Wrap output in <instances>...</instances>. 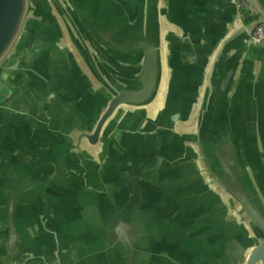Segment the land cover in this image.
Listing matches in <instances>:
<instances>
[{"label":"water","instance_id":"obj_1","mask_svg":"<svg viewBox=\"0 0 264 264\" xmlns=\"http://www.w3.org/2000/svg\"><path fill=\"white\" fill-rule=\"evenodd\" d=\"M232 1L238 9L239 0ZM243 1L240 15H246L241 19L246 23L233 34L244 35L247 47L264 50V35L252 39L255 29L264 26V0ZM145 13L146 17L132 23L129 17H117L123 14L117 0H0V136L5 126L13 130L19 119H27V127L25 123L20 126L24 133L32 128L28 120L33 123V118L52 131L63 130L67 136L78 129L76 145L71 147L85 152L87 162L77 175L71 170L59 174V166L53 168L51 159L44 160L32 138L13 137L11 144L0 138V264H170L159 261L170 252L164 241L157 246L149 244V224L168 223V217L155 210V200L112 198L94 186L85 194L83 184L86 167L106 189L108 174L116 177L122 170L108 171L104 149L97 157L87 156L82 142L105 145L113 128L123 121L121 106L145 107L158 94L162 77L158 0H148ZM57 15L71 31L69 45L61 43L63 28ZM83 68L98 81V89L86 87L90 82L77 81L76 71ZM203 71L202 82L208 85L201 104L202 123L188 140L197 151L185 153L183 159L194 162L197 171L206 174L198 191L222 189L228 197V204L219 197L227 209V222H247L253 235L245 236L236 247L230 245L231 238L228 246L206 217L201 220L203 228L188 235L190 239L184 240L186 246L181 250L199 254L201 264H264V202L237 152L247 150L236 144V128L243 123L233 120L216 125L214 131H208L205 124L216 92L222 98L218 110L224 106L223 97L230 95L235 83L234 64L220 83L213 80L217 76L214 61ZM89 88H93L92 97L85 100L82 114L75 110L76 119L64 117L65 108L77 106L70 100L84 99L87 94L82 93ZM196 96L189 103L190 109L200 92ZM229 104L235 111L234 103ZM164 119L162 113L156 121ZM168 129L165 119L157 131L142 130L148 137L137 135L133 140L154 150V145L162 142L158 137ZM252 138L255 146V133ZM67 139L73 142L72 136ZM48 151L49 156L55 153L53 148ZM33 159H42L50 169ZM197 163L203 165L200 170ZM143 169L137 166L133 175L141 180L147 176L152 182L172 177L167 167L153 171L154 175ZM125 173L131 175L132 169ZM70 176L80 182L66 181ZM89 179L94 182L90 175ZM137 182L139 189H150L139 179ZM199 213L193 210L189 218L198 221ZM159 229L158 242L165 227ZM235 248L237 256L242 252L243 257L231 262L225 256Z\"/></svg>","mask_w":264,"mask_h":264},{"label":"crops","instance_id":"obj_2","mask_svg":"<svg viewBox=\"0 0 264 264\" xmlns=\"http://www.w3.org/2000/svg\"><path fill=\"white\" fill-rule=\"evenodd\" d=\"M117 2L123 11L122 16L117 17H129V21L132 23L140 20L141 17H146L148 0H117ZM243 8L244 6L237 9L232 0H158L161 24L162 77L156 98L141 108L129 105L121 106L119 110L123 121L113 128L105 145L102 143L91 145L86 141L81 144L82 149L88 152L87 156L91 154L89 156L97 157L104 149L108 171H113L116 168L122 170V175L116 177L108 174L106 184L109 187L106 189L96 179L90 168L86 167L83 169L85 172L83 184L86 185L85 190L87 191L85 194L92 191L91 187L94 186L97 189H103L102 192L108 193V196L112 198L124 196L138 200L149 197V203L154 200L157 202L155 210L168 217V223L151 222L149 224V244L157 246L164 241L163 245L170 251L168 255L159 259L160 262L201 264L203 259L200 260L199 254L194 255L192 251L181 250V248L186 246L184 240L190 239L188 235L192 236L193 232L200 227L203 228L204 224L201 220L206 217L209 218L210 224L214 223V228L218 229V236L224 238L228 246L231 238L234 240L230 245L236 247L239 243L241 245V242L238 241H244L245 236L247 239L253 235L247 222H227V209L221 206V199L228 204V197L222 189L215 188L208 190V193L205 190L198 191L199 187L203 186L202 179H205L206 174L198 172L194 162H190L187 158L183 159L185 153L197 151L196 147L189 144L188 140L192 139V135L197 132L198 128L200 129L202 123L200 119L201 104L208 85L206 82H202L204 79L203 70L205 67L211 68L213 61L215 70H217V76L213 78L214 83H220L226 70L233 64L235 83L230 95L223 97L224 106L220 110L218 107L222 98L217 92L214 95L212 107L205 122L207 130L213 129L214 131L217 128L216 125L231 123L233 120L240 124L243 123L242 126L236 128V144L241 147L245 146L247 150H238V156H240L242 164L250 174L264 202V50L253 45L247 47L244 43V35L235 36L233 34L246 23V20L244 22L241 20L242 17H246V15H240ZM57 17L63 28L61 43L69 45L71 31L67 30L60 15ZM77 25L80 29V24ZM189 55L194 56L191 58ZM111 67L116 68L112 65ZM82 72L76 71L77 81L90 82V84H86V87L91 86L98 89V81L93 75L84 68ZM83 77L87 81H84ZM93 88L86 89L82 93V95L87 94L84 99L78 97L70 100L71 104L77 106L72 110L65 108L64 117L76 119L75 110L82 114V107H85L83 104L85 100L91 99ZM199 92L200 97L190 109L189 103L195 101ZM79 93L78 91L76 97ZM62 96L66 99L65 94ZM231 102L234 103L235 111L229 104ZM162 113L166 121L169 122L170 129L161 133L158 138L161 137L162 142L154 145V150L145 142L133 140L137 135L148 137L145 131L154 129L157 131L162 122L165 123V119L160 122L156 121ZM31 120L34 122L31 123L29 120L28 122L32 128L26 130L25 133L20 126L25 123L27 127V119H19L18 124L13 125V130L12 127L10 129L5 126V132L0 136L3 138L2 142L11 144L13 137L15 139L23 135L26 138H32L38 150H41L44 155V160L51 159L53 168L59 166V174L65 173V171L68 173L71 170L72 173L75 171L74 174L77 175L81 166L87 164L83 157L85 152L82 153V151L71 147L73 144L76 145L79 130L74 129L70 132L69 135L72 136L73 141L71 142L67 139L70 136L65 135L63 130L52 131L41 120L36 118ZM213 124L215 125L213 126ZM120 128L122 129L120 130ZM33 129L37 130L32 131ZM143 129L145 131H142ZM207 130L205 127V131ZM46 132H52L53 141L52 135ZM253 133H255V146L252 143ZM162 135L164 136L162 137ZM187 136H191V138L189 139ZM51 148L55 150L53 156H49L50 151L48 150ZM33 160L40 167L50 169L48 163L43 162L42 159ZM197 165L198 168L203 167L201 163H197ZM137 166L138 169H143L144 166L149 175H154L153 171L155 170L160 171L162 167H167L168 170H172V177L161 180L163 182L159 180L152 182L147 176L141 180L133 175ZM128 168L132 169L131 175L125 173ZM150 168L153 169L148 170ZM190 168L191 173L189 172ZM42 170L43 168L39 169L40 173ZM89 175L94 179V182L90 181ZM138 179L140 182L148 184L150 189L146 191L139 189ZM147 179L148 181H146ZM66 181L80 182L71 176ZM149 191H152V194L148 195ZM193 210L200 211L198 221L189 218ZM158 227L161 229L165 227L160 242L157 239L160 232ZM236 249L231 250L232 252L225 258L231 262L237 261L240 259L239 257L242 258V252L237 256ZM189 255L195 257L190 260Z\"/></svg>","mask_w":264,"mask_h":264},{"label":"built area","instance_id":"obj_3","mask_svg":"<svg viewBox=\"0 0 264 264\" xmlns=\"http://www.w3.org/2000/svg\"><path fill=\"white\" fill-rule=\"evenodd\" d=\"M245 5V2L243 0H239L238 1V7H243ZM264 35V26L263 25H260L258 26L254 33H253V37L252 39L253 40H257L259 39L260 37H262Z\"/></svg>","mask_w":264,"mask_h":264}]
</instances>
